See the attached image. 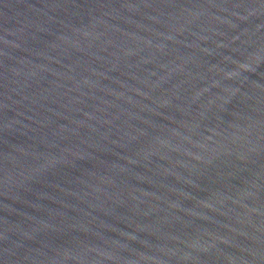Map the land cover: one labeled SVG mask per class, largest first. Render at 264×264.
Wrapping results in <instances>:
<instances>
[{
  "label": "water",
  "instance_id": "obj_1",
  "mask_svg": "<svg viewBox=\"0 0 264 264\" xmlns=\"http://www.w3.org/2000/svg\"><path fill=\"white\" fill-rule=\"evenodd\" d=\"M0 264H264V0H0Z\"/></svg>",
  "mask_w": 264,
  "mask_h": 264
}]
</instances>
